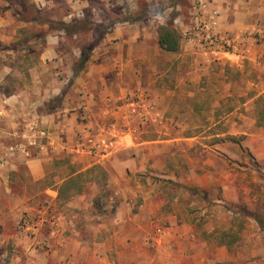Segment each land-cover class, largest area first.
<instances>
[{
  "label": "rangeland",
  "instance_id": "1",
  "mask_svg": "<svg viewBox=\"0 0 264 264\" xmlns=\"http://www.w3.org/2000/svg\"><path fill=\"white\" fill-rule=\"evenodd\" d=\"M27 1L56 22L76 23V30L40 40L36 37L46 27L17 21L9 1L0 0V175L12 191L30 199L25 205L31 210L25 212L39 216L34 207L41 214L65 212L62 207L80 195L50 206V193L44 194L50 192L48 184L70 168L84 172L98 159L115 155L102 163L108 164L100 167L103 174L93 170L83 177L89 181L83 195L96 212L87 214L91 224L108 221L125 201L131 200L137 210L141 204L133 201L146 197L152 202L148 208L164 213L156 231L191 229L195 241L200 238L214 247L235 238L230 260L252 263L262 258V249L256 254L246 249L264 245V60L247 55L254 58L258 48L264 50V10H254L264 0ZM232 4L239 8L232 11ZM170 21L181 35L175 54L157 45L158 28ZM242 25L244 31L238 28ZM83 54L88 58L79 70ZM233 55L236 61L229 59ZM120 66L128 74L124 83L129 91L123 98L110 106L103 96L88 109H76L79 123L87 115L92 124L79 143L84 152L79 164L75 154L55 150L48 126L81 100L84 86L94 92L101 84L99 75L109 76ZM41 80L47 97L39 99ZM12 95L30 100L24 106L18 103L13 115L6 101ZM44 112L51 116L39 120L36 115ZM15 118L17 135L10 126ZM38 154L46 156L45 176L36 181L19 163L22 156ZM119 154L129 157L130 167L118 162ZM6 165L17 168L4 171ZM170 213L190 224L170 222L165 219ZM18 214L19 227L27 226L25 213ZM10 218L2 221L0 264L8 263ZM223 233L228 237L220 238ZM183 244L189 251L185 261L191 263L195 249ZM211 253L208 264H214Z\"/></svg>",
  "mask_w": 264,
  "mask_h": 264
},
{
  "label": "crops",
  "instance_id": "2",
  "mask_svg": "<svg viewBox=\"0 0 264 264\" xmlns=\"http://www.w3.org/2000/svg\"><path fill=\"white\" fill-rule=\"evenodd\" d=\"M248 7L249 4L244 6L246 9H248ZM235 8L238 9L239 5L237 4L235 6L232 4V6H230L232 11ZM257 9L259 12L264 10V4L259 3L254 10L256 11ZM238 28L244 31L245 25L239 26ZM240 57L243 58L244 56L240 54ZM43 58L44 63H46L45 59L47 58V54H44ZM237 58L238 57H234L233 55L229 59L236 61L235 59ZM247 58L253 61L264 60V50L260 47L257 52H255L254 58H252L251 54L247 55ZM123 69L124 68L120 66V70L109 71V76H102L100 74V87L98 86L95 88L94 92H92L93 87L84 86L82 90L79 91L81 100L73 102L72 105L69 104V107L64 109L61 119H58L57 115L56 124L48 126L49 129H52L51 144L55 146V150H65L67 155H69L68 153H71V155L75 154V161L78 163L80 162L79 164L82 163L84 152L81 147L83 144L80 145L79 143L81 139L86 137V129L92 124H88L90 118L89 116L87 117V115H84V121L79 123L77 121L76 109H80L81 107L88 109L91 107L90 104L96 105V102L98 100L101 101V97L103 96L107 97L108 100L104 99L102 102H108L110 106H113L117 97L123 98L129 91V88L126 87L124 83L127 80L126 77L128 74L123 72ZM184 81L188 83L187 80ZM41 83L38 85L37 92L39 99L41 96L42 98L47 97L43 85L44 81L41 80ZM154 97L156 99V96ZM22 98L23 99H21V96L12 95L6 99L7 105L10 108L7 110L9 114H14L13 110L18 108V103L21 105L29 103V99L25 97ZM92 100L95 101L92 102ZM36 116H38L40 120L50 117L51 114L44 112ZM15 119L16 120L12 119L13 123L10 125L12 126L13 135L19 134L18 130L13 129L18 122L17 118ZM0 134H2L1 130ZM60 137L62 138L61 140ZM114 157L115 155L109 156L108 154L98 159L91 167L96 164L98 166L100 165L99 167H108V164L102 163L110 162V159ZM45 158V154L32 155L31 157L22 156L21 163L19 164L24 165L30 178L38 181L45 176V169L42 164L46 161ZM117 159H119L118 162H126V167H130V165H127L126 161L129 157H123L119 154ZM7 167L8 165L2 169L12 172V170H16L17 168L13 165ZM89 167L90 166H87L84 169ZM54 183L58 185L61 182L58 178ZM47 189L49 190L48 187ZM48 193H50V200L48 202L50 206L57 205V191L50 188V192L45 191L44 194L48 195ZM147 199L146 197H142L140 199L136 198V200L133 201L141 204L137 210L133 209L131 200L129 203L127 201L121 203L114 215L102 224L96 222L91 224V222L88 221L87 214L90 216V214L93 215V213L96 214V212H94L95 208L94 206L92 207L90 200L84 195L82 197L80 195L74 202H67L65 206L62 207L64 210H67L65 212L60 211L61 213L57 212L50 215L41 214L42 210H39V207H34L32 210L37 211L39 214V216H37L35 213L30 212L27 214L25 212L31 210V208H26L25 205L26 202L30 200L27 198L26 194H24V192L20 194V192L12 191L9 181H7L3 175H0V235L3 234L2 221L6 220L8 217H12L10 220L13 222L10 227L13 229V233H11L8 240L9 256L7 258V264H208V252H212L211 254L214 256V264L241 263L238 260H230L229 252L231 250L225 245L214 247V245H209L206 240H201L200 238L195 241V236L191 234V229L190 232L189 229H186L185 232L183 230L179 231L167 227L163 229L161 233L160 231H156L154 228L156 227L155 223L160 220L159 217L163 216L164 213L161 211L156 212L148 208L152 202H148ZM81 205L85 206L81 207ZM84 209L87 210L84 211ZM67 211H70V213H67ZM20 212H24L25 214L22 215L28 218L27 221L24 217L28 222L27 226L25 225L26 227H19L21 214L19 215L18 213ZM165 214L167 215L168 213ZM31 216L36 218L33 219ZM168 216L169 217L165 219L170 220V222H177L179 226L187 222L190 224L188 219H181L177 216H173V213H170ZM30 222L32 223L30 224ZM191 239L195 244L190 243ZM185 241L188 242V245L194 247H190V249H195V256L191 263L185 261L187 257L184 252L186 254L189 253L187 247L185 248L183 244ZM210 247H212V249ZM259 249H262L264 253V245L261 244L247 248L246 250H250V253L256 254ZM176 256H178L179 259L177 263L175 262ZM241 264H264V256L252 263L242 262Z\"/></svg>",
  "mask_w": 264,
  "mask_h": 264
},
{
  "label": "trees",
  "instance_id": "3",
  "mask_svg": "<svg viewBox=\"0 0 264 264\" xmlns=\"http://www.w3.org/2000/svg\"><path fill=\"white\" fill-rule=\"evenodd\" d=\"M9 1V6L13 10L14 18L19 21L23 22L27 25L37 26L39 28L46 27L41 36H37L36 38L43 40L46 36L54 34V32H61L63 31L65 34L66 32H73L76 30V23L67 25L64 22H56L52 20L50 16L43 10L38 8L34 3H29L27 0H7ZM87 22H82V25L86 24ZM105 32L99 35V38L96 43L98 44L104 37ZM43 43V42H42ZM181 43V35L180 33L174 28L172 21L160 26L157 30V45L158 48L169 54H175L179 52ZM87 55L83 54L82 57L79 59V70L83 69L84 63L87 60ZM92 169V170H91ZM91 169H88L82 172L80 169L70 168L69 172L66 175H63L59 178L61 182L58 185L55 183H49L48 188L54 189L57 191V199H64L68 200L74 196L82 195L85 190V184L88 183L86 179L83 177L85 173H88L93 170H100L103 171L102 168L99 166H93ZM102 172L101 174H103ZM96 206H98V202L96 201ZM256 221H259L258 218H254ZM228 237L227 234H221L220 238ZM235 239V238H234ZM234 239L232 241L221 243V245H225L226 247H230L233 244Z\"/></svg>",
  "mask_w": 264,
  "mask_h": 264
},
{
  "label": "built area",
  "instance_id": "4",
  "mask_svg": "<svg viewBox=\"0 0 264 264\" xmlns=\"http://www.w3.org/2000/svg\"><path fill=\"white\" fill-rule=\"evenodd\" d=\"M101 145H102V146H106V145H107V142L103 140V141L101 142ZM99 206L102 207V202H100Z\"/></svg>",
  "mask_w": 264,
  "mask_h": 264
}]
</instances>
